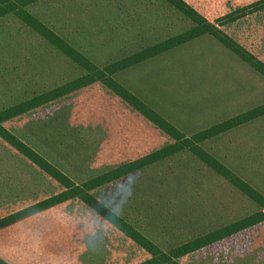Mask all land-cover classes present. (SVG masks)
Instances as JSON below:
<instances>
[{
	"label": "rangeland",
	"instance_id": "obj_1",
	"mask_svg": "<svg viewBox=\"0 0 264 264\" xmlns=\"http://www.w3.org/2000/svg\"><path fill=\"white\" fill-rule=\"evenodd\" d=\"M183 1L213 24L229 14L249 12L252 5L261 3V9L220 29L250 53L254 62L264 64V0ZM30 11L99 66L193 27L164 0H43ZM32 41L28 43L32 47L21 48L22 56L17 58L23 63L21 68L27 66L25 58H52L47 75L41 78L48 76L47 84L56 75V63L62 60L65 78L74 75L65 58L50 53L35 37ZM0 45L6 47L2 42ZM8 52L0 48V60L6 59ZM166 56L221 60L216 65L221 71L217 84L206 89L218 93L215 98L219 117L264 103V77L209 35ZM34 76L30 73L27 79ZM13 77L10 72L0 76V100L5 104L25 96L10 92ZM96 89L101 90L100 85L88 92H97ZM86 98L87 94L69 97L21 122L22 131L39 142L36 148L51 155L76 184L171 144L165 135L143 123L138 114L117 102L110 107L107 119H92L90 109L83 110L90 106ZM58 105L65 106L64 112L57 111ZM174 117L186 134L199 126L184 113H174ZM7 127L12 129L9 124ZM203 147L264 196V115L206 141ZM126 188H131V195L123 202L119 217L163 251L260 211L189 151L124 175L91 191V195L106 207L115 206L121 204ZM66 206L75 215L76 230L71 242L73 255L65 257V264H139L150 258L83 202L75 200ZM93 219L103 223L101 232H96ZM179 263L264 264V222L192 252L180 258Z\"/></svg>",
	"mask_w": 264,
	"mask_h": 264
},
{
	"label": "crops",
	"instance_id": "obj_2",
	"mask_svg": "<svg viewBox=\"0 0 264 264\" xmlns=\"http://www.w3.org/2000/svg\"><path fill=\"white\" fill-rule=\"evenodd\" d=\"M40 1L43 0L28 5L25 8L26 11L38 19L58 37L79 51L30 11V7ZM34 37L37 39V43L39 45L41 44L46 50H50V53L53 52L58 56L65 58L69 62V65L71 66L70 70L74 75L68 79L65 78L66 71L62 60L61 63H56V75L50 80V85L47 84L46 80L48 76L43 79L41 78L43 75H47V64L48 62L53 61L52 58H25L24 63L27 64V66L21 68L20 65H23V63L17 62L20 61L17 58L22 56L20 55L22 50L32 47V45L29 46L28 43H33L32 38ZM170 37L172 36H168L156 43L140 47L103 66L95 64L81 51L79 52L96 66L104 67L160 43ZM200 38L201 37L125 68L113 75V79L141 101L147 109L155 111L186 136H191L226 119L248 111V109H246L229 116H217L216 105L218 104V93L206 92V89L208 87H215L217 84V80L220 76L219 72H221L219 68L216 67V65L221 64L219 58L198 57L194 60L187 56H166L168 53ZM1 42L6 44V47L0 45V48L4 50L7 48L9 52L5 55L6 59L0 60V76L9 72L11 75L13 74L15 80L10 79V92H13L15 95L24 93L25 96L18 99L15 98V100H12V102L7 104L0 100V112L26 102L43 93L54 90L85 74L78 65L72 62L62 52L52 46L42 36L20 21L13 14H7L0 17V43ZM35 47L37 48V45H35ZM30 73H34L35 76L32 79H27V76ZM23 75L24 78H22ZM203 77L206 78L204 79ZM97 85H100L101 90L96 89L97 92H88L92 87H96ZM85 94H87V98L84 100L89 101L90 106L88 108H83V110L90 109V113L93 115L92 119H96L97 121L107 119V113L111 110L110 107L114 105L113 103L117 102L128 109L131 113L138 114L143 120V123L165 135L171 141L170 143H172V140L148 121L142 115L141 111H137L130 107L101 83H94L20 116L12 118L4 123V127L22 143L28 146L36 154V157L43 158L69 178V175L54 163L51 155L40 152L36 148V145L39 142L33 140L22 131L21 122H25L27 119L31 120L37 114L43 112V110L51 107V104L53 103L63 101L69 97H75V95L84 96ZM207 96L208 98L202 102V99ZM216 96L217 98H215ZM64 109L65 106H57L58 112H64ZM103 113H105V115ZM174 113H184L186 116H190L191 121L196 120L199 122L198 128L190 132V134H186L181 130V126H178L175 123L176 118L174 117ZM193 113L196 114L195 117H193ZM8 124L12 129L7 127ZM26 127L27 126H25V128ZM208 140L200 143V146L203 149V144ZM205 151L207 152V150ZM63 190L64 188L58 182L52 179L33 162V158L24 156L0 138V219L24 210L50 197L56 196L63 192ZM75 200L81 201L79 198L70 199L1 228L0 259L6 264H65V257L73 255V246L71 245V242L73 240L74 231L76 230L74 223L75 215L70 214V212L66 210V205Z\"/></svg>",
	"mask_w": 264,
	"mask_h": 264
},
{
	"label": "trees",
	"instance_id": "obj_3",
	"mask_svg": "<svg viewBox=\"0 0 264 264\" xmlns=\"http://www.w3.org/2000/svg\"><path fill=\"white\" fill-rule=\"evenodd\" d=\"M37 1L39 0H0V17L7 14H13L16 16L20 21L42 36L52 46H54L72 62L78 65L85 72V74L80 78L66 83L54 90L43 93L26 102L0 112V138H2L6 143L11 145L24 156L33 158V162L40 169H42L64 188L63 192L56 196L50 197L24 210L0 219V229L70 199L79 198L85 205L115 226L118 230H120L123 234H125L149 254L150 258L139 264H180V258L216 243L233 234L264 222V196L200 146V143L205 140L263 116L264 103L246 112L226 119L212 127L197 132L191 136H186L155 111L147 109L141 101H139L134 95H132L128 90H126L113 79V75L115 73L125 68L138 64L142 61L205 35L211 36L225 49L237 56L242 62L250 64L258 74L264 77V64L260 62H254V59L250 53H248L244 48L238 45L220 29L224 25L233 22L236 19L261 9L262 7L259 6L261 3L252 5L251 9H249V12L244 11L242 14H229L220 20H216L213 24L206 20L183 0H164L175 10L180 12L184 17H186L193 24V27L151 47L123 58L115 63L104 67H98L82 53L66 43L54 32L48 29L44 24H42L38 19L26 11L25 8L28 5ZM94 83H101L104 87L122 99L130 107L137 111H141L142 115L148 121H150L154 126H156L172 140V143L139 159L116 167L100 176L89 179L82 184H76L49 162L41 157H36V154L28 146L22 143L17 137H15L4 127V123L12 118L20 116L44 104L50 103L58 98L69 95ZM184 150L189 151L208 168L213 170L217 175L230 183L244 196L253 201L260 208V211L226 226L220 227L210 233L199 236L180 246L171 248L168 251H163L153 242L135 230L132 226L124 222L120 217H118L114 222L109 220L108 208L106 206L102 207L101 205L103 204H101L95 197L91 195V191L113 180H116L124 175L132 173L138 169L151 165ZM0 264L6 263L0 259Z\"/></svg>",
	"mask_w": 264,
	"mask_h": 264
},
{
	"label": "clouds",
	"instance_id": "obj_4",
	"mask_svg": "<svg viewBox=\"0 0 264 264\" xmlns=\"http://www.w3.org/2000/svg\"><path fill=\"white\" fill-rule=\"evenodd\" d=\"M131 195V188H126L125 191L122 193L120 199H121V204L120 205H115V206H107L108 207V219L111 221H115L122 212V204L123 202L127 199L128 196ZM104 207L105 205H101ZM93 226L95 227L96 232H101L103 230V223L97 219H93L92 221Z\"/></svg>",
	"mask_w": 264,
	"mask_h": 264
}]
</instances>
